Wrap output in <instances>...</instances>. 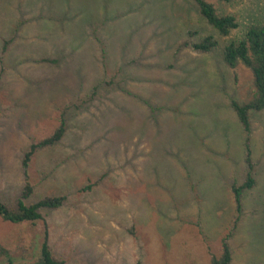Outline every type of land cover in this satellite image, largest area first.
Returning <instances> with one entry per match:
<instances>
[{"label": "rangeland", "instance_id": "obj_1", "mask_svg": "<svg viewBox=\"0 0 264 264\" xmlns=\"http://www.w3.org/2000/svg\"><path fill=\"white\" fill-rule=\"evenodd\" d=\"M207 1L238 28L220 35L195 0H0V199L15 208L27 181L28 205L66 196L35 222L0 216V264L37 261L46 237L68 264H211L227 237L232 264H264V111L238 211L249 167L232 101L255 86L222 59L264 23V0ZM210 34L212 52L184 44ZM62 119L26 175L25 151Z\"/></svg>", "mask_w": 264, "mask_h": 264}, {"label": "trees", "instance_id": "obj_2", "mask_svg": "<svg viewBox=\"0 0 264 264\" xmlns=\"http://www.w3.org/2000/svg\"><path fill=\"white\" fill-rule=\"evenodd\" d=\"M201 15L206 21L213 26L220 35L228 36L234 29L239 26L237 17L233 14L222 15L217 11L215 5L207 0H195ZM230 1V0H226ZM185 45L192 47L194 50L201 53L212 52L220 46L219 40L212 34L203 37L198 42L186 40ZM222 59L230 68H236L240 64L248 68L254 80L255 94L252 98L245 102L237 100L232 101V107L238 115L241 124L246 133V161L249 167L246 173L245 180L240 183H233L232 191L235 195L238 211L242 209V198L245 191L254 188L257 184V179L254 175V165L252 162V150L250 146V136L252 131L251 115L253 112L264 111V23H252L245 31L242 39L231 41L222 47ZM47 60V59H46ZM66 121L62 119L60 125L56 128L53 134L43 138L35 143H32L24 153L22 164L25 168V173L28 175V168L35 153L43 147L52 146L62 140L66 133ZM93 185L87 187L90 188ZM34 191L33 185L27 181L22 189L20 198L17 201L15 208L0 199V216L6 220L15 223L24 221L35 222L39 219H44L41 209H56L61 207L66 196H49L39 200L36 203L28 205L25 202ZM239 220V217H238ZM0 252L6 256H10V250L0 245ZM58 261V262H57ZM35 262L68 264L64 260H58L54 257L52 249L48 243L47 237L41 245L40 258ZM233 251L231 249L228 237L223 240V250L221 255H212L211 264H232ZM8 264H13L9 261ZM136 264H143L138 260Z\"/></svg>", "mask_w": 264, "mask_h": 264}, {"label": "water", "instance_id": "obj_3", "mask_svg": "<svg viewBox=\"0 0 264 264\" xmlns=\"http://www.w3.org/2000/svg\"><path fill=\"white\" fill-rule=\"evenodd\" d=\"M22 264H57V263L32 262V263H22Z\"/></svg>", "mask_w": 264, "mask_h": 264}, {"label": "crops", "instance_id": "obj_4", "mask_svg": "<svg viewBox=\"0 0 264 264\" xmlns=\"http://www.w3.org/2000/svg\"><path fill=\"white\" fill-rule=\"evenodd\" d=\"M144 264V263H143Z\"/></svg>", "mask_w": 264, "mask_h": 264}]
</instances>
